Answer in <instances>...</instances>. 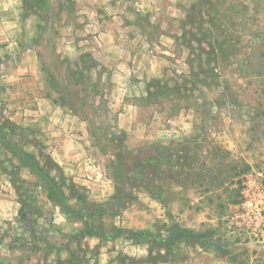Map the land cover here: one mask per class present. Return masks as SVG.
<instances>
[{
  "label": "rangeland",
  "instance_id": "374dc122",
  "mask_svg": "<svg viewBox=\"0 0 264 264\" xmlns=\"http://www.w3.org/2000/svg\"><path fill=\"white\" fill-rule=\"evenodd\" d=\"M168 5L158 0H22V31L32 33L33 46L55 88L77 108L79 90L92 106V120L105 125L99 127L98 140L103 153L115 157L108 166L123 207L111 208L102 218L85 215L77 208L83 193L71 182L55 178L53 162L41 150L24 147L32 139L30 132L21 126L14 129L0 112V134H5L0 135V163L12 172L20 203L30 207L23 214L27 220L22 218L27 225L17 230V255L0 246V251H7L0 252V264L30 263L59 248L89 251V258H94L83 238L100 237L104 243L103 238L124 233L121 222L138 205L157 212L147 197L166 207L165 217L146 218L151 220L148 230L153 238L176 233L171 238L182 240L175 247L177 258L187 255L199 238L210 237L219 245L218 253H226L237 264H264V0H178L176 7ZM132 24L141 29L135 35ZM108 25L115 31L106 36L101 28ZM176 25L178 30L171 32ZM93 32L98 40H129L139 34L172 43L174 55L169 56L164 76L150 81L148 98L167 116L181 108L192 111L194 129L185 140L173 148L149 145L131 151L123 135H113L112 116L104 107L109 80L102 81L110 67L84 48ZM75 39L83 45L79 51L72 47ZM5 44L0 43V75L2 62L12 65L19 56L5 52ZM104 132L107 139L102 138ZM138 159L145 162L141 177L135 176ZM25 168L34 174L31 178L22 177ZM172 202L176 205L170 206ZM57 204L76 210L71 218L86 216L76 233H66L51 222ZM93 206L85 210L93 211ZM42 216L47 219L44 229L38 221ZM26 229L39 241L23 237ZM35 249L43 250L42 255L34 257L29 250Z\"/></svg>",
  "mask_w": 264,
  "mask_h": 264
},
{
  "label": "crops",
  "instance_id": "0c3cea01",
  "mask_svg": "<svg viewBox=\"0 0 264 264\" xmlns=\"http://www.w3.org/2000/svg\"><path fill=\"white\" fill-rule=\"evenodd\" d=\"M158 1L163 2L164 6L169 4L168 7H176L175 3H178V0ZM166 12L172 14L170 9ZM23 15L22 0H0V43H6L8 47L6 49L2 45L1 48L6 49L5 52L19 54L18 58L12 60V65L2 62L4 69L0 75L1 119H7L30 132L32 139L24 144V147L41 150L43 156L55 165V178L71 182L83 193L84 200L89 204L104 203L111 199L118 189L116 178L108 166V160H112L114 155L103 153L102 143L98 140L99 133L102 134L99 127L104 123L99 125L92 120V106L87 103V99L81 98L79 90L77 93L80 103L77 108L69 104L66 95L55 88L51 75L43 68L39 51L33 46L32 33L28 35L22 31ZM177 26L170 31L176 32ZM129 28L134 35L135 30H141L137 29L136 24ZM101 30L106 36L115 31L112 25L102 27ZM96 34L93 32V35H90L92 40L88 45H84V48L95 57L99 55L96 58L110 67V71L102 76V81L109 80V87L105 88L104 107L112 116L110 120L113 135H123L127 148L131 151L149 145L173 148L185 140L194 129L192 111L181 108L178 114L167 116L160 109L159 103L148 98L151 95V89L148 87L150 81L164 76L169 56L174 55L172 43L167 38L155 42L147 37L141 38L139 34L129 40H98ZM72 47L74 50H80L83 45L80 40L76 42L75 39ZM1 100H4L3 105ZM1 125L0 122V128ZM12 134L14 133L11 132ZM102 138H108L106 133ZM22 173L25 179L34 175L28 168ZM147 199L157 206L159 213L154 210L151 213L152 209L148 206L138 205L136 211L132 209V215H128L129 218L121 222L124 230L120 231L124 233L103 238L104 243L100 242V237L83 238L90 250L95 252L90 264H237L226 253L221 255L217 249L200 246L194 249L192 247L183 258L151 260L149 242L142 240L135 243L127 236L132 230H147L151 233L148 230L151 228V220L146 218L166 216L163 214L166 207L161 201L150 197ZM78 204L80 205H77V208L83 207V202ZM169 204L176 205L175 202ZM21 206L16 185L11 179V171L3 168L0 163V246H7L9 255H17V235L20 234L17 230H22L27 225L20 216ZM53 207L54 217L51 222L66 233H76L82 224L80 219L86 216L72 219L62 210V205ZM135 213L137 215L133 216ZM42 217L38 221L44 229L47 219ZM7 226L10 231L6 229ZM175 234L169 231L167 235H156L155 238H171ZM49 235L52 238V234ZM22 236L32 237L34 242L39 241L27 229L22 231ZM40 239H43L42 236ZM95 248H98V251H95ZM72 250L74 248H59L48 252L41 260L35 256L42 255L43 250H29L35 258L30 263L27 260L25 264H59L58 259H66ZM0 252L7 253L6 250Z\"/></svg>",
  "mask_w": 264,
  "mask_h": 264
},
{
  "label": "trees",
  "instance_id": "16d2710c",
  "mask_svg": "<svg viewBox=\"0 0 264 264\" xmlns=\"http://www.w3.org/2000/svg\"><path fill=\"white\" fill-rule=\"evenodd\" d=\"M14 125V124H12ZM13 128V127H12ZM20 128V126H16L14 125V129ZM23 130L24 128L21 127ZM163 156L165 157V154H163ZM152 157L148 156L147 160H151ZM160 160L158 158H156V162H159ZM145 162L144 160L138 159L135 161V176L137 177H141V173H140V169L142 168V166H144ZM11 176H12V172H11ZM12 178V177H11ZM16 185V184H15ZM117 194H118V189H117ZM156 196H160L161 194L156 193ZM85 198V197H84ZM83 198V207L79 208L82 209V211H85V215H95L97 214V216L99 218H102L103 216H105L106 214H108V211H110V209H116L119 210L123 207V203L119 200L118 196L115 194L113 197H111V199H109L108 201L104 202V203H99V204H89L88 202H86ZM91 205H94L93 211H87L85 209H87V207H90ZM30 208L28 203H25L21 206L20 209V216L21 218H23L24 220H27V218H25L23 216V214H25L26 210ZM62 210L67 212L69 218L71 215V211H73V213H77L76 210H71V208L68 206H63L62 205ZM114 215L118 214V211L113 213ZM84 215L78 217V218H82ZM77 217H75V219H78ZM73 219V218H72ZM128 237H130L135 243L141 242L143 241H148L149 245L152 244L151 242H155L156 244L159 245L158 249H154L151 246V251L152 254L150 255V259L151 260H160V259H172L175 260L177 257V254L175 252V247L176 246H181L182 245V240H179L178 238H153L151 233H149L147 230H137V231H129L128 232ZM199 238V237H198ZM188 240V239H187ZM200 247L203 248H214L219 250L220 247L219 245L214 241H212V239L210 237H201L198 239L197 244ZM195 244L191 245L193 247L196 246ZM80 250V249H79ZM89 251H85L83 254L78 252V249H74L71 251V254H69V256L66 259H58V263H65V264H77L79 262H84L87 264H90V259L89 256Z\"/></svg>",
  "mask_w": 264,
  "mask_h": 264
}]
</instances>
